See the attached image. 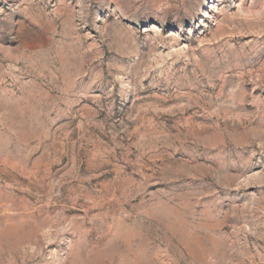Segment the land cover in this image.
<instances>
[{
  "label": "rangeland",
  "instance_id": "1",
  "mask_svg": "<svg viewBox=\"0 0 264 264\" xmlns=\"http://www.w3.org/2000/svg\"><path fill=\"white\" fill-rule=\"evenodd\" d=\"M0 264H264V0H0Z\"/></svg>",
  "mask_w": 264,
  "mask_h": 264
}]
</instances>
